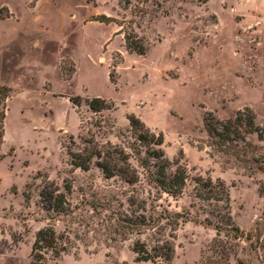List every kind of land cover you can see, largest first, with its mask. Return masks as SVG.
Instances as JSON below:
<instances>
[{
    "label": "rangeland",
    "instance_id": "obj_1",
    "mask_svg": "<svg viewBox=\"0 0 264 264\" xmlns=\"http://www.w3.org/2000/svg\"><path fill=\"white\" fill-rule=\"evenodd\" d=\"M0 11L12 89L0 264H264V140L219 145L205 126L249 109L264 134V0H0ZM94 98L111 109L94 112ZM160 133L161 148L138 139ZM160 149L169 173L186 171L177 197L151 176ZM104 161L125 173L107 178ZM218 181L228 210L198 196ZM47 228L59 256L32 251ZM164 242L169 262L135 253Z\"/></svg>",
    "mask_w": 264,
    "mask_h": 264
},
{
    "label": "trees",
    "instance_id": "obj_2",
    "mask_svg": "<svg viewBox=\"0 0 264 264\" xmlns=\"http://www.w3.org/2000/svg\"><path fill=\"white\" fill-rule=\"evenodd\" d=\"M205 0H199V2H203ZM129 49L134 50L137 54L144 55L145 51L143 49H136L134 47H131L128 45ZM12 89L3 84L0 79V151L1 147L4 143V137H5V119H6V112H7V102L9 98L11 97ZM70 101L78 105L79 97H71ZM88 106L91 110L94 112H101L106 109H111L110 104L102 99V98H94L90 101H88ZM131 126L134 130H137V124L139 123V119L132 116L129 118ZM255 116L254 114L248 109L242 112H238L236 117L234 119L228 120L226 122H220L216 121L214 118H209L205 122L206 130L209 134V136L219 145H223L224 143L229 144H237L239 142L246 143V137L247 135L251 134H258V137L260 140H264V134L263 132H259L257 127L255 126ZM139 141L142 143H147L150 146H157L162 147L164 143L163 135L160 133L158 134V138L155 139V136L153 135L152 138L148 139L147 137H144L143 135L139 134ZM164 155L160 149V155L154 156V158L157 161V163L154 164V168L156 171L152 173L153 181L159 186V188L174 197H177L183 193V190L186 185V171L184 169H181L180 167L177 168L175 173H169L166 169V165L162 164V159ZM74 160L76 157H74ZM111 159L110 157H108ZM1 159V157H0ZM89 162V161H88ZM77 167H80L84 170H88V165L85 163H75ZM99 167L103 170L104 174L107 178H112L115 175L124 174L125 172L122 171V169L118 168V164H110L109 161L99 163ZM129 174L130 169L126 170ZM128 178L130 183L135 182V175H128ZM219 191L213 193L211 190L206 193V198H203L202 194H199L198 196L203 200H211L214 199L218 203H224L225 210H228L230 208L229 205V194L225 188V185L218 181ZM208 184L213 187V182L211 180H208ZM207 185V187L209 186ZM203 186V189L206 188L205 183H201V187ZM49 197V195H46ZM44 198V194L42 195ZM51 198V197H50ZM54 208H59V204L53 205ZM210 225H212L211 221H209ZM219 227V226H218ZM56 238L55 233L51 228H47L44 230H40L36 234V239L33 244L32 251L33 253L39 252L41 250L50 249L56 256H59L57 250H56ZM162 249H165V253H155L151 255L145 248L140 244L135 245V253L138 255L139 259L141 261H153L154 259H164L166 261L172 260V252L173 249L169 247L167 242H164Z\"/></svg>",
    "mask_w": 264,
    "mask_h": 264
},
{
    "label": "crops",
    "instance_id": "obj_3",
    "mask_svg": "<svg viewBox=\"0 0 264 264\" xmlns=\"http://www.w3.org/2000/svg\"><path fill=\"white\" fill-rule=\"evenodd\" d=\"M1 12V11H0ZM13 16H11V18H12ZM7 19H9L8 17H5V18H1L0 17V21H3V20H7ZM0 39H2V35L0 34Z\"/></svg>",
    "mask_w": 264,
    "mask_h": 264
}]
</instances>
